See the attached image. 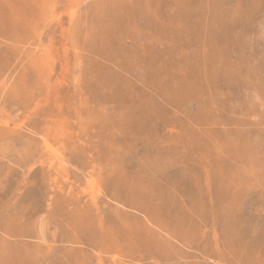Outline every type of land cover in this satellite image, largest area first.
<instances>
[{"label":"rangeland","instance_id":"374dc122","mask_svg":"<svg viewBox=\"0 0 264 264\" xmlns=\"http://www.w3.org/2000/svg\"><path fill=\"white\" fill-rule=\"evenodd\" d=\"M0 55V264H264V0H0Z\"/></svg>","mask_w":264,"mask_h":264},{"label":"bare ground","instance_id":"6f19581e","mask_svg":"<svg viewBox=\"0 0 264 264\" xmlns=\"http://www.w3.org/2000/svg\"><path fill=\"white\" fill-rule=\"evenodd\" d=\"M25 1H26V0H25ZM22 4H23V3H22ZM26 4H27V3H26ZM32 4H33V3H32ZM28 8H29V7H28ZM32 8H33V7H32ZM100 8H101V7H100ZM76 12H77V11H76ZM76 12H75V13H76ZM32 13H33V12H32ZM31 15H32V14H31ZM31 15H30V16H31ZM71 18H72V17H71ZM13 30H15V29H13ZM18 31H19V30H18ZM21 31H22V30H21ZM13 33H14V32H13ZM16 33H17V32H16ZM1 34H2V33H1ZM16 35H17V34H16ZM16 35H15V36H16ZM24 35H25V34H24ZM29 36H30V35H29ZM13 39H14V38H13ZM16 39H17V38H16ZM13 41H14V40H13ZM3 47H5V46H3ZM7 49H8V48H7ZM15 49H16V47H15ZM35 50H36V49H35ZM26 51H27V50H26ZM36 51H37V50H36ZM24 52H25V51H24ZM25 53H26V52H25ZM16 55H17V54H16ZM32 55H33V54H32ZM0 56H1V55H0ZM27 56H28V55H27ZM33 56H34V55H33ZM5 59H6V58H5ZM28 59H29V58H28ZM28 59H27V60H28ZM6 63H7V62H6ZM4 65H5V64H4ZM2 66H3V64H2ZM28 66H29V65H28ZM17 67H18V66H17ZM1 70H2V69H1ZM4 75H5V74H4ZM3 78H4V77H3ZM14 80H15V79H14ZM42 80H43V79H42ZM22 82H23V81H22ZM31 84H32V83H31ZM4 86H5V85H4ZM4 86H3V87H4ZM32 87H33V86H32ZM32 87H31V88H32ZM26 91H27V90H26ZM28 92H29V91H28ZM30 92H31V91H30ZM30 95H31V94H30ZM1 96H2V95H1ZM29 98H30V97H29ZM32 98H33V96H32ZM25 109H26V108H25ZM31 110H32V109H31ZM25 113H26V112H25ZM33 113H34V112H33ZM30 116H31V115H30ZM5 121H6V120H5ZM0 123H1V122H0ZM23 123H24V122H23ZM25 124H26V123H25ZM1 127H2V126H1ZM24 127H25V126H24ZM29 127H30V126H29ZM57 127H58V126H57ZM17 128H19V127H17ZM26 129H27V128H26ZM22 130H23V128H22ZM31 131H32V130H31ZM29 132H30V131H29ZM33 132H34V131H33ZM33 132H32V133H33ZM22 141H23V140H22ZM10 150H11V149H10ZM29 150H30V149H29ZM26 153H27V152H26ZM32 154H33V153H32ZM65 155H66V154H65ZM126 157H127V156H126ZM14 158H15V157H14ZM6 160H7V159H6ZM50 160H51V159H50ZM26 161H28V160H26ZM51 162H52V161H51ZM34 165H35V164H34ZM57 165H58V164H57ZM20 166H21V165H20ZM134 175H135V174H134ZM65 176H66V175H65ZM123 176H124V175H123ZM143 176H144V175H143ZM144 178H145V177H144ZM157 179H158V177H157ZM164 183H165V182H164ZM98 191H99V190H98ZM96 192H97V191H96ZM95 195H96V194H95ZM145 198H146V197H145ZM104 201H105V200H104ZM186 212H187V211H186ZM112 220H113V219H112ZM151 229H152V228H151ZM212 230H213V229H212ZM213 236H214V235H213ZM215 237H216V236H215ZM114 238H115V237H114Z\"/></svg>","mask_w":264,"mask_h":264}]
</instances>
